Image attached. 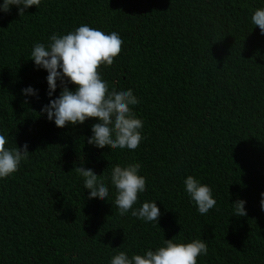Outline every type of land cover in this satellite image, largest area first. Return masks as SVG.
<instances>
[{"label":"trees","instance_id":"trees-1","mask_svg":"<svg viewBox=\"0 0 264 264\" xmlns=\"http://www.w3.org/2000/svg\"><path fill=\"white\" fill-rule=\"evenodd\" d=\"M202 3L42 0L21 16L15 7L0 12V131L30 153L0 180V264H108L121 250L141 254L163 239L197 238L208 247L197 264H264V35L250 22L264 0H215L223 11L213 8V17ZM81 24L123 39L100 70L110 89L131 88L139 99L133 111L144 139L134 151L88 144L94 118L58 128L40 114L50 98L32 46ZM28 86L38 98L22 95ZM131 162L146 178L135 206L157 201L158 225L121 216L114 188L108 200L89 198L75 171L83 163L107 176ZM246 169L251 174L239 177ZM187 175L212 188L217 204L206 215L184 192ZM237 199L246 201L245 216L233 215Z\"/></svg>","mask_w":264,"mask_h":264},{"label":"clouds","instance_id":"clouds-1","mask_svg":"<svg viewBox=\"0 0 264 264\" xmlns=\"http://www.w3.org/2000/svg\"><path fill=\"white\" fill-rule=\"evenodd\" d=\"M215 0H203L202 10L208 17H213V8L223 11L214 5ZM42 0H2L0 12L8 13L15 7L19 16L35 6L38 8ZM250 22L259 27L264 35V7L257 8L250 17ZM254 29V28H253ZM256 32V30L254 29ZM257 33V32H256ZM258 34V33H257ZM249 33V43L255 41ZM123 39L120 34L105 32L98 28L81 24L66 34L52 33L47 43L35 42L30 52V60L39 70L46 71V95L49 102L40 109V114L54 122L58 128L83 124L94 118L91 125V136L87 143L96 148L109 146L110 149L136 150L144 139L142 129L144 122L133 111L139 99L131 88H109L108 82L102 78V67L113 64L114 58L121 52ZM59 82V83H58ZM74 85L70 89L68 85ZM60 88L59 95L53 94ZM259 87L256 83L255 89ZM22 95L37 97L38 89L28 86L21 90ZM27 103V99L25 100ZM28 145L11 146L7 135L0 131V180L11 177L29 159ZM76 166V173L82 178L83 187L89 198L108 200L110 188H114V200L121 216H131L155 223L161 215L157 201H144L138 204L139 196L146 191V178L140 174L141 164L131 162L125 165L115 164L110 173L97 175L91 168ZM248 169L239 173V177L250 175ZM184 192L191 205L200 215H206L217 201L212 188L193 175L183 180ZM260 207L264 211V192L260 193ZM243 199H237L234 205L236 216H245ZM165 236V235H164ZM208 253L207 242L201 238L189 242H176L163 239L155 249H146L141 254L121 250L112 255L108 264H197V258Z\"/></svg>","mask_w":264,"mask_h":264},{"label":"rangeland","instance_id":"rangeland-1","mask_svg":"<svg viewBox=\"0 0 264 264\" xmlns=\"http://www.w3.org/2000/svg\"><path fill=\"white\" fill-rule=\"evenodd\" d=\"M245 201V200H244Z\"/></svg>","mask_w":264,"mask_h":264}]
</instances>
